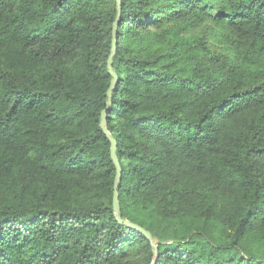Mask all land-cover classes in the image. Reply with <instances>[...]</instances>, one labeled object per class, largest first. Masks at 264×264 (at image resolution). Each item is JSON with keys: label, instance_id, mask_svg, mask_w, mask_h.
<instances>
[{"label": "trees", "instance_id": "1", "mask_svg": "<svg viewBox=\"0 0 264 264\" xmlns=\"http://www.w3.org/2000/svg\"><path fill=\"white\" fill-rule=\"evenodd\" d=\"M121 4V217L156 264H264V0ZM117 14L0 0V264L155 259L113 211Z\"/></svg>", "mask_w": 264, "mask_h": 264}, {"label": "water", "instance_id": "2", "mask_svg": "<svg viewBox=\"0 0 264 264\" xmlns=\"http://www.w3.org/2000/svg\"><path fill=\"white\" fill-rule=\"evenodd\" d=\"M116 2H117V7H118V14H117L116 21L114 22V26H113L112 51L108 58V73L112 76V80H111L110 88L107 92L108 101L106 104V108L101 113V124H100L103 132L105 133L106 137L109 139L111 143V158L116 167V176H115V181H114V193H113V211H114V215L116 219L119 222L140 232L141 234L146 236V238L151 242V245L153 248V254L155 257L154 261L151 264H156L157 258L159 255L158 243L154 240L152 233L146 228H144L143 226L137 223H134L132 221L125 220L121 217L119 190L121 187L123 170H122V166L117 156V146H118L117 141L107 129V113L112 107L113 92L116 89L117 83H118V75L116 71L114 70L113 58L117 50L118 28H119V21L121 17L122 4H121V0H116Z\"/></svg>", "mask_w": 264, "mask_h": 264}, {"label": "rangeland", "instance_id": "3", "mask_svg": "<svg viewBox=\"0 0 264 264\" xmlns=\"http://www.w3.org/2000/svg\"><path fill=\"white\" fill-rule=\"evenodd\" d=\"M221 46H222V48H225L224 45H221Z\"/></svg>", "mask_w": 264, "mask_h": 264}]
</instances>
